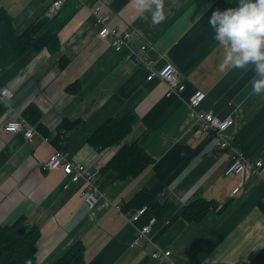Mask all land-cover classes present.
Wrapping results in <instances>:
<instances>
[{"label": "crops", "instance_id": "0c3cea01", "mask_svg": "<svg viewBox=\"0 0 264 264\" xmlns=\"http://www.w3.org/2000/svg\"><path fill=\"white\" fill-rule=\"evenodd\" d=\"M52 1L0 0V8L22 33ZM63 1L59 18L66 24L59 43L31 50L0 70V90L15 93L0 118V226L24 218L39 229L36 264H56L77 242L85 244V264H264L263 181L226 175L232 151L217 146L209 133L194 135L197 123L188 106L196 90L204 91L201 110L232 119L225 133L232 146L251 162L264 161V94L251 91L254 68L221 72L220 51L207 22L213 11L235 5L229 0H162L164 18L153 24L151 11L139 9L138 0ZM97 2L111 15V25L132 33L123 51L98 37L92 10ZM61 61H66L63 68ZM169 63L186 85L180 95L167 96L164 81L147 79L152 69ZM31 104L40 110L50 139L64 120L79 121L58 146L94 171L101 198L118 203L120 210H90L80 185L62 171L45 170L57 146L40 131L30 142L22 132L3 130L4 122L20 119ZM130 113L136 120L121 145L105 150L89 145L105 121ZM136 141L153 159L144 173L120 180L113 170L103 169L123 144ZM139 192L172 202L152 224L150 241L143 246L134 241L154 216L148 210L130 221L140 208ZM197 199L216 206L199 222L185 220L183 211ZM156 251H171V256L155 259Z\"/></svg>", "mask_w": 264, "mask_h": 264}, {"label": "trees", "instance_id": "16d2710c", "mask_svg": "<svg viewBox=\"0 0 264 264\" xmlns=\"http://www.w3.org/2000/svg\"><path fill=\"white\" fill-rule=\"evenodd\" d=\"M59 14L60 12L54 17L43 15L22 33H18L10 14L7 10L0 8V70L9 68L31 50L41 51L58 44V34L66 24L65 20L59 18ZM65 63L66 61H61L60 67L63 68ZM72 87L69 86L67 90ZM6 109L5 104H0V118L5 114ZM22 117L31 125H36V130L53 142L57 148H60L58 140L65 139V132L74 129L79 124V121L64 120L58 128L56 136L50 139V132L42 124V114L35 105H29ZM135 120L136 116L132 113L122 119L109 118L90 136L89 145L98 150L121 145L131 132ZM152 164L153 159L147 153L145 146L136 141L132 144H123L103 169L113 170L120 180H126L139 177ZM135 199L140 208L147 206L156 219L164 216L172 208L171 200L164 196L139 192ZM215 206L210 201L197 199L185 208L183 217L190 222H199ZM25 226L27 229L21 232L20 229ZM39 237V229L28 226L24 218L18 219L12 225L0 226V264H28V261H31V264H36L34 259ZM85 253V244L77 242L56 264H85Z\"/></svg>", "mask_w": 264, "mask_h": 264}, {"label": "built area", "instance_id": "2783aa9c", "mask_svg": "<svg viewBox=\"0 0 264 264\" xmlns=\"http://www.w3.org/2000/svg\"><path fill=\"white\" fill-rule=\"evenodd\" d=\"M63 2V0H53L50 8L46 12V16H56L61 11ZM92 10L95 24L99 29L98 37L102 41L110 42L115 51H123L129 44L132 33L129 30L111 25V15L105 10L102 2L95 3ZM142 50L145 51L146 47H142ZM136 57H138V55H136ZM154 78H158L166 83L167 96L174 94L180 95L186 89V85L180 80L175 66L171 63L165 65L161 70L152 69L147 79L152 80ZM206 96L207 94L204 91L196 90L188 101L190 115L197 123L194 135L199 136L204 133H209L215 139L217 146L232 151V156L225 169L226 175L237 174L245 179L251 176H259L264 184V161L257 160L251 162L242 151L232 146V143L226 137L225 133L234 124L233 120L230 118L221 119L212 112L201 110V105L205 101ZM14 97L15 93L10 88L6 87L0 90V104H7ZM2 128L9 135L22 132L30 142L36 134V128L23 117L17 120L4 122ZM46 140L49 141L48 138H46ZM43 168L47 171H62L65 176L70 178L72 183L80 185V194L90 210H94L99 206H112L120 210L121 207L118 203H112L109 200L101 198V192L94 171L82 163L74 161L69 154L61 148H55L53 154ZM240 188V186H237L233 190V194H237ZM147 211V206L137 209L135 213L131 215L130 221L132 223L137 222ZM155 221L156 218L153 217L150 224L139 229L134 245L143 246L148 244L150 241L149 234L151 226ZM152 256L155 259H160L161 256L169 258L171 256V251H156ZM28 264H31V261H28Z\"/></svg>", "mask_w": 264, "mask_h": 264}, {"label": "clouds", "instance_id": "9594fccd", "mask_svg": "<svg viewBox=\"0 0 264 264\" xmlns=\"http://www.w3.org/2000/svg\"><path fill=\"white\" fill-rule=\"evenodd\" d=\"M229 3L235 6L213 11L207 21L220 51L219 70L253 66L251 91L264 94V0H229ZM137 7L151 11L153 24L164 18L162 0H138ZM202 15L203 12L195 22Z\"/></svg>", "mask_w": 264, "mask_h": 264}, {"label": "water", "instance_id": "95a60500", "mask_svg": "<svg viewBox=\"0 0 264 264\" xmlns=\"http://www.w3.org/2000/svg\"><path fill=\"white\" fill-rule=\"evenodd\" d=\"M26 229H27V226L21 228L20 230H21V232H24Z\"/></svg>", "mask_w": 264, "mask_h": 264}]
</instances>
